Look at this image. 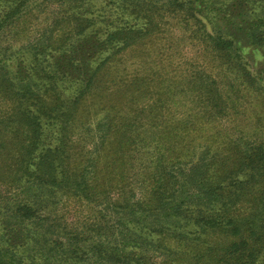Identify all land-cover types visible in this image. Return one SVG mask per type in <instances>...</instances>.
Here are the masks:
<instances>
[{
  "label": "trees",
  "instance_id": "obj_1",
  "mask_svg": "<svg viewBox=\"0 0 264 264\" xmlns=\"http://www.w3.org/2000/svg\"><path fill=\"white\" fill-rule=\"evenodd\" d=\"M158 36L210 60L151 105L147 77L124 82L129 113L88 125L108 66ZM245 86L264 125V0H0V264H264Z\"/></svg>",
  "mask_w": 264,
  "mask_h": 264
},
{
  "label": "rangeland",
  "instance_id": "obj_2",
  "mask_svg": "<svg viewBox=\"0 0 264 264\" xmlns=\"http://www.w3.org/2000/svg\"><path fill=\"white\" fill-rule=\"evenodd\" d=\"M19 30H22L21 34L14 32L12 33V36L14 37L9 39L15 48L25 44L28 36L26 31L27 26H23ZM164 44L165 43H162L160 40V36H158L156 40H153L146 45L131 48L119 57H116V60L108 66L107 71L103 76L101 99H97L91 109H86L89 111L88 119L90 122L88 125H91V127L94 128L96 122L109 114L111 106L115 108V113H118L119 111H121L122 114L126 112L124 115L129 113L128 110L124 109L126 101L122 100L119 95L120 87L124 82L128 84L129 87L132 78L136 76H141L143 78L147 77L146 83L148 84L151 95L142 106L151 105L153 99H157V97L160 96L157 92L158 88L161 87L163 93L160 94L166 96V93L168 92L167 86L172 83L181 82L189 73H191L192 70L188 66L195 64L196 68H201L203 67L202 65L204 62L210 60L209 56L205 57L202 54L200 55V51L196 50V48L191 50V46L186 47L185 45L182 46V50L178 49L182 54L180 59L179 56H173L170 52H164ZM260 58V52L258 53L251 50L248 54V60L251 62L252 66L255 62L259 63ZM185 62L192 63L186 65ZM256 67L260 68L262 67V64L253 66L254 69H256ZM226 77L228 78L229 75H225V78ZM161 81H163L162 84ZM237 82H240V80H237ZM242 88L244 89V94L242 96L240 95V99L237 101L241 112L238 120L239 123L242 126H245V130L249 132H252L251 128L253 125L255 128L257 127V129L264 130V125L257 122L259 118L263 117V109H261L262 105L255 101L254 89L246 86ZM123 97H125V94ZM176 112L179 114L178 116H180L178 118H181L183 114L190 112L188 104L176 109ZM198 127H202L203 130L199 133L195 132V134H203L207 136L213 131L212 128L207 125L202 126L198 124L196 129ZM70 207L75 209L76 205L72 204ZM68 211L71 213L73 210L69 209Z\"/></svg>",
  "mask_w": 264,
  "mask_h": 264
}]
</instances>
